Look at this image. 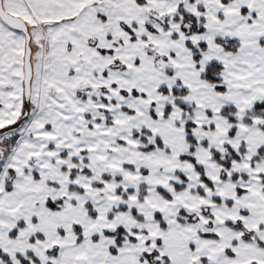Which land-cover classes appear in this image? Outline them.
Instances as JSON below:
<instances>
[{
    "label": "snow or ice",
    "instance_id": "1",
    "mask_svg": "<svg viewBox=\"0 0 264 264\" xmlns=\"http://www.w3.org/2000/svg\"><path fill=\"white\" fill-rule=\"evenodd\" d=\"M0 264H264V0H0Z\"/></svg>",
    "mask_w": 264,
    "mask_h": 264
}]
</instances>
